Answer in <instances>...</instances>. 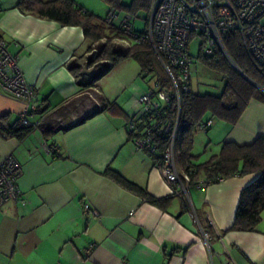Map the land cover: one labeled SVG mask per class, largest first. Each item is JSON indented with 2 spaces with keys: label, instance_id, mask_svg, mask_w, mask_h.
<instances>
[{
  "label": "crops",
  "instance_id": "0c3cea01",
  "mask_svg": "<svg viewBox=\"0 0 264 264\" xmlns=\"http://www.w3.org/2000/svg\"><path fill=\"white\" fill-rule=\"evenodd\" d=\"M73 1L85 7L82 0ZM16 2L0 0V38L38 86L34 118L76 125L47 137L38 127L21 138L0 136V158L12 155L18 161L17 187L24 201L0 206V264H264V212L254 230L232 227L240 191L259 173L204 187L192 184L187 202L170 195L154 161L134 148L125 129L147 87L138 66L125 60L110 93L82 89L68 69L87 51L81 27L22 13ZM128 88L132 98L119 105L118 90ZM103 99L113 109L104 107L78 123L103 107ZM224 101L229 106L234 100ZM21 108L0 92L3 122L14 124ZM258 136H264V103L252 99L235 124L215 119L207 131L195 130L193 163L208 161L224 142L249 144ZM46 145H55L57 153L46 152ZM108 169L150 196L167 197L164 206L126 189Z\"/></svg>",
  "mask_w": 264,
  "mask_h": 264
},
{
  "label": "built area",
  "instance_id": "2783aa9c",
  "mask_svg": "<svg viewBox=\"0 0 264 264\" xmlns=\"http://www.w3.org/2000/svg\"><path fill=\"white\" fill-rule=\"evenodd\" d=\"M132 16L114 8H107L104 21L118 24L124 38L148 44L161 64L167 83L153 79L137 98L136 113L128 119L125 129L130 134L136 150L145 152L170 189V194L189 201L190 177L181 173L175 161V141L179 122L180 93L192 91V54L197 44L199 53L211 56L220 50L226 54L222 36L237 32L242 44L258 70L264 72V0H152L146 26L137 30ZM192 48V50H191ZM0 92L19 101L22 108L16 125L37 127L34 118L39 109L38 86L30 82L10 53L4 39L0 38ZM177 108V113L173 111ZM173 111V112H172ZM212 117L197 122V130L207 131ZM48 153H57L55 145L45 146ZM19 164L12 155L0 158V206L7 201L20 200L17 187ZM210 184L205 177L194 186ZM88 205L84 204L87 212ZM92 214L98 213L92 210Z\"/></svg>",
  "mask_w": 264,
  "mask_h": 264
},
{
  "label": "trees",
  "instance_id": "16d2710c",
  "mask_svg": "<svg viewBox=\"0 0 264 264\" xmlns=\"http://www.w3.org/2000/svg\"><path fill=\"white\" fill-rule=\"evenodd\" d=\"M103 1L109 8L124 11L134 18L139 10L148 13L152 0H131L129 4L123 3L122 0ZM16 7L22 13L54 20L63 25L81 27L88 41L87 54L75 56L68 69L82 89L92 88L98 94L97 81L116 63L128 58L138 62L142 78L156 74L155 79L159 78L164 84L167 83L164 71L160 74L155 70L156 57L148 44L130 41L129 45H124L118 42L125 37L118 24H107L104 17L88 12L73 0H17ZM222 43L232 63L220 50H216L211 56L199 53L196 57L207 68L220 75L223 81L221 92L201 94L192 90L180 93L175 161L182 169L180 172L186 173L193 184L202 177L210 183H216L221 179L258 172L259 176L240 191L232 224L233 228L254 230L264 212V136H258L249 144L224 142L219 152L212 155L208 161L198 164L192 160L191 149L197 122L212 117L235 124L250 100L264 103V72H258L254 66L240 35L229 31L222 36ZM226 97L233 98L232 105L226 106ZM102 101L103 107L94 109L78 123L86 121L110 105L104 99ZM173 111L177 113V108ZM3 118L5 115L0 119L2 138H21L34 129L33 126L16 125V121L12 125L7 124L3 122ZM74 125L76 124L65 127L53 121L47 124L39 122L37 127L47 137L60 130L66 131ZM106 174L126 189L142 195L153 205L163 207L168 199L150 196L143 188L127 181L115 171L108 169Z\"/></svg>",
  "mask_w": 264,
  "mask_h": 264
},
{
  "label": "rangeland",
  "instance_id": "374dc122",
  "mask_svg": "<svg viewBox=\"0 0 264 264\" xmlns=\"http://www.w3.org/2000/svg\"><path fill=\"white\" fill-rule=\"evenodd\" d=\"M83 5L85 6L84 9H86L88 12L93 13L94 15H98L100 17H103V14L105 13V7L106 4L103 0H82ZM123 3L129 4L131 0H122ZM147 11L139 10L137 12V16L133 18L132 24L135 29L137 30H143V28L146 26V18L148 17ZM146 20V21H145ZM147 27V26H146ZM192 50V48H191ZM193 56L195 57V62L192 66V90L196 93H211V94H219L223 87V81L221 80V77L216 72L212 71L211 69L207 68L205 65L202 64L200 60H198L196 57L199 54V50L196 46H194L192 51ZM125 60H129V64L132 66H138V69L140 70V66L137 61L133 59H123L122 61H119L113 66V71H111L108 75H104V83L101 81H97L96 87H99L103 92L110 93L112 89L115 88L118 77L120 76L119 70H122L125 64H128L125 62ZM155 70L157 73L163 74V68L161 64L155 59ZM156 75V74H155ZM148 75L146 78L139 77L140 81L145 82V84L148 86L151 84L153 79L156 77ZM145 80V81H144ZM148 83V84H147ZM118 93H120V102L118 104H124L126 101V98L128 96L131 97V94L133 91L128 88L127 90H118ZM132 98V97H131ZM109 110L113 109L112 105H109L107 107ZM215 120V119H214Z\"/></svg>",
  "mask_w": 264,
  "mask_h": 264
}]
</instances>
